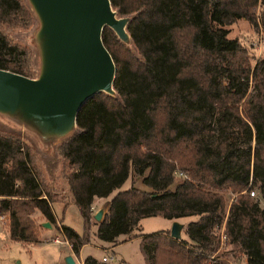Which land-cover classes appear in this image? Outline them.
I'll list each match as a JSON object with an SVG mask.
<instances>
[{
	"label": "trees",
	"instance_id": "16d2710c",
	"mask_svg": "<svg viewBox=\"0 0 264 264\" xmlns=\"http://www.w3.org/2000/svg\"><path fill=\"white\" fill-rule=\"evenodd\" d=\"M109 3L128 18L130 39L125 44L110 28L101 30L114 95L97 92L80 106L72 134L56 146L65 166L55 182L45 180L19 137L0 133V216L9 239L38 242L37 212L73 254L95 226V237L113 246L120 236L139 237L145 264H225L213 255L223 224L243 264H264V59L251 64L225 28L243 19L264 34V0ZM34 20L37 26L26 0H0V69L30 78L28 53L8 32ZM174 172L184 177L175 181ZM56 188L66 193L64 204L77 207L84 235L55 219ZM224 193L234 195L226 210ZM109 195L96 221L92 201ZM152 216L197 219L186 224V239H173L169 230L140 232L139 221ZM81 264L106 263L87 256Z\"/></svg>",
	"mask_w": 264,
	"mask_h": 264
},
{
	"label": "water",
	"instance_id": "95a60500",
	"mask_svg": "<svg viewBox=\"0 0 264 264\" xmlns=\"http://www.w3.org/2000/svg\"><path fill=\"white\" fill-rule=\"evenodd\" d=\"M37 21L33 42L38 57L33 78L0 69V114L32 131L44 143L72 134L83 102L97 92L114 95L113 61L101 42L110 28L128 44L127 17H117L109 0H26ZM102 210L93 214L98 221ZM49 228L48 222L41 223ZM181 224L169 235L179 239ZM67 264H73L66 257Z\"/></svg>",
	"mask_w": 264,
	"mask_h": 264
},
{
	"label": "rangeland",
	"instance_id": "374dc122",
	"mask_svg": "<svg viewBox=\"0 0 264 264\" xmlns=\"http://www.w3.org/2000/svg\"><path fill=\"white\" fill-rule=\"evenodd\" d=\"M36 27V22L34 20V22L25 29L16 28L8 32L10 41L23 47L28 53L31 72L30 78L36 76L38 68L37 51L33 42V34ZM225 28L228 30L227 36L235 38L241 46L245 48L251 64L258 58L264 59V34L262 32L254 30L249 23L243 19H238ZM130 48L133 50L131 46ZM0 133L19 137L34 153L37 165L42 171L45 180H51L53 183L55 182V176H57L56 174L60 171L62 164L65 166L56 151V146L62 142V139L44 143L32 131L1 114ZM130 178L131 177L125 180L120 189L129 186ZM180 178L181 177L176 176L175 181L180 180ZM51 182H49V184L52 185ZM135 186L140 189H146V187L140 183L139 179H136ZM51 190L57 193L59 188ZM65 196L66 193L60 191L55 197L56 201H61L62 203L53 202L51 204L55 219L57 222L59 221L61 224L70 227L77 235L82 236L84 235V227L79 211L73 202L68 201L66 204L63 203L66 201ZM233 196L234 195L229 193L223 194L225 210ZM255 196L256 195L251 197ZM108 200L109 197L103 201L108 202ZM103 201H92V214L97 212L98 208L104 207L102 205ZM259 205L264 210V204L260 200ZM102 215L103 212L99 220L102 218ZM32 219L36 224L41 225V223L44 222L37 212L33 213ZM196 219V216L183 217L176 220H169L160 216L145 217L139 222L140 232L144 235H148L163 231L164 229L169 230L171 224L176 221L181 224L180 237L186 239V224ZM91 221L94 222L93 219H91ZM5 223V216H2L0 220V264H67L66 257L68 256L71 257L73 264H80L82 259L87 256L100 262H103L101 260L103 256L107 257V262H104L106 264H145L144 255L142 253L144 245L141 244L139 238L121 242L125 236H120L117 239V243L113 246L98 240L94 235L95 226H91L88 232L89 241L79 248L77 254H72L70 253L68 245L64 242L65 238L54 227H40L38 230V242L27 244L10 240ZM222 227L223 224L217 231L218 237L223 233ZM151 249L152 246L148 245L147 251L149 254ZM216 253L221 260H224L225 264H243L244 258L242 254L225 240L219 242L218 248L213 255Z\"/></svg>",
	"mask_w": 264,
	"mask_h": 264
},
{
	"label": "crops",
	"instance_id": "0c3cea01",
	"mask_svg": "<svg viewBox=\"0 0 264 264\" xmlns=\"http://www.w3.org/2000/svg\"><path fill=\"white\" fill-rule=\"evenodd\" d=\"M125 189V188H124ZM108 197H110V195L108 196ZM108 197H106V198H108ZM106 198H94L93 199V201H103L104 199H106ZM107 204H108V202H106V201H103L102 202V205L104 206L103 208H98V210H102V212L104 213L105 212V208L107 207ZM91 209H92V206H91ZM54 214V213H53ZM2 219V216H0V220ZM140 222V221H139ZM164 230H168V229H164ZM136 238H139V237H136ZM134 239V238H133ZM131 240V239H130ZM128 241V240H127ZM57 242H59V241H57ZM64 242L68 245V243L64 240ZM68 247H69V245H68ZM70 249V248H69ZM70 253H72L71 252V250H70ZM73 254V253H72ZM82 262V261H81ZM81 264V263H80Z\"/></svg>",
	"mask_w": 264,
	"mask_h": 264
},
{
	"label": "built area",
	"instance_id": "2783aa9c",
	"mask_svg": "<svg viewBox=\"0 0 264 264\" xmlns=\"http://www.w3.org/2000/svg\"><path fill=\"white\" fill-rule=\"evenodd\" d=\"M174 174L176 175V176H178V177H184V174H182L181 172H178L177 174L174 172ZM249 193V195L250 196H254L255 195V192L253 191V190H251V191H249L248 192ZM219 240L222 242L223 240H225V236L223 235V233H221L220 235H219ZM101 260L103 261V262H107V257H102L101 258Z\"/></svg>",
	"mask_w": 264,
	"mask_h": 264
}]
</instances>
